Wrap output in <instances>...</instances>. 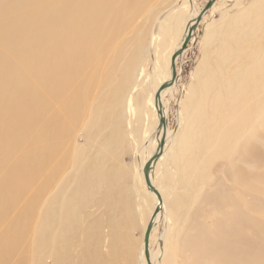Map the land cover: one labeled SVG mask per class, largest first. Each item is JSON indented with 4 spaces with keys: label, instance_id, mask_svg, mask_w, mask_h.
Here are the masks:
<instances>
[{
    "label": "bare ground",
    "instance_id": "1",
    "mask_svg": "<svg viewBox=\"0 0 264 264\" xmlns=\"http://www.w3.org/2000/svg\"><path fill=\"white\" fill-rule=\"evenodd\" d=\"M149 1L0 0V217L39 172L46 194L37 220L23 216L26 222L11 223L13 237L5 239L14 249L25 228L27 264H117L123 239L128 243L124 257L129 253L136 262L139 245H131L130 233L135 222L131 199L137 196L151 199L144 236L152 219L150 238L163 214L171 219L157 249L140 243L139 264H264V0H253L207 34L204 57L181 102L179 140L169 126L165 101L180 81L179 71L159 103L156 93L171 79L172 55L200 12H192L190 19L181 9L158 20L157 31H152L156 41L150 44L159 58L151 77L156 88L151 101L146 93L136 97L132 127L142 142L145 134L150 138L148 151L139 170L123 164L121 170L110 164L119 159V149L132 132L124 128L131 122L128 97L145 60L127 56L133 47L123 44L119 59L117 53L124 25ZM196 31L191 44L197 41ZM242 50L250 52L247 67L234 63ZM126 58V76L116 83L111 70ZM99 89L109 90L110 98L104 100L107 94ZM96 90L101 98L93 101ZM98 125L107 129L106 135L81 147L76 132ZM150 130L156 133L153 139ZM12 156L8 177L10 166L3 163ZM218 160L224 165L214 176L210 167ZM147 162L152 165L151 185L144 173ZM69 168L73 173L64 179L68 182L60 179L68 185L60 182L52 188ZM127 171L140 176L141 187L125 183ZM87 207H95L91 223L83 220ZM106 239L113 251L100 252Z\"/></svg>",
    "mask_w": 264,
    "mask_h": 264
},
{
    "label": "rangeland",
    "instance_id": "2",
    "mask_svg": "<svg viewBox=\"0 0 264 264\" xmlns=\"http://www.w3.org/2000/svg\"><path fill=\"white\" fill-rule=\"evenodd\" d=\"M152 1H154L153 6L148 7L149 6L148 4ZM184 1H186V0H150L149 2L144 4L145 6L142 9L136 11L128 19V21L124 25V29H123L124 33L122 31L121 35L122 34L123 35L122 36L120 35L121 44H119V52L117 53L118 59H119V57L122 56V53H121L122 47L125 48L126 46H130V49H132V47H133V49H132L133 51L131 50L132 54L128 53L127 56H129V54H130V56L132 57V55L134 54V57H135V58L133 57L134 59H136L138 57L139 59L145 60L142 63V65L139 67L137 78L131 84V89H130V93H129V97H128L129 98L128 99V106H127V113H128L129 121H131V122H129V124L127 125L128 127L127 126L124 127L125 129L128 128L127 129L128 131L129 130L132 131V129L135 127V124H136L134 122L135 121L134 119H135L136 97L141 95V94L144 95L146 93L148 95L147 100L151 101L153 92L156 88L154 85L155 82L152 80L151 77H152V74L158 68L156 62H157V60L159 61V58H157V54L155 53L154 46H152L150 44L152 43L153 40L156 41V39H155L156 36L152 35V31H154V32L157 31L158 20L159 19L162 20L164 15L170 13L171 11H177V10H181V9H185L186 10L185 14L189 15V17H190V14L192 15V12H194V11L201 12V10L206 6V4L208 3L209 0H188L187 4H183ZM252 2H253V0H216L214 5L212 6L211 10L207 14H205V16L203 17L204 19H202V21L198 25V28L196 31L197 32V41L193 44H191L192 43L191 42L188 45L187 50L184 53L183 57H181L179 59L181 61L178 60L177 73L179 71V74L181 76L180 81L177 84V86L175 87V89L173 90V92L168 93L166 95V98H165L167 106L169 107L168 123H169V126L171 129L176 130V138L178 140L180 138V135H179V129H177V128L179 126V114H180L181 105H182L181 102L184 100L183 98L187 94L191 78H192L197 66L200 63V60L203 59V57H204V54H205L204 50L206 49V45H208V42L206 41L207 34L213 28L219 26L224 21H226L227 17L232 18L234 16H237V14H239L240 12L244 11V9L249 7ZM191 18H192V16L190 17V19ZM137 43H138V45H137ZM240 44H241L240 46H243V43H240ZM120 45H122V47ZM134 47H137V49L134 50ZM244 48H246V41H244L243 49ZM249 53L250 52L247 50H242L241 56L238 57L237 60L234 61V63L240 61V65L245 64L247 67V63H249L251 60L250 55L248 56ZM247 57H248V59H247ZM134 59H132L133 61H131L130 67L133 64ZM125 61H123L122 63L121 62L118 63V61H117L116 63H118L119 68H116V69L114 68L113 70H111V71L115 72V73L114 72L113 73H114V79H115L116 83L120 82V84H121L123 82L121 80H124V78L126 76L125 75L126 74L125 69L127 67L126 64L128 62L127 58L125 59ZM123 64H125V65H123ZM124 72H125V74H124ZM108 88L109 87H107L106 89H108ZM99 90L102 91V92H100L101 94L102 93L107 94V95L102 94L103 95L102 97L103 98L105 97L104 100H106L107 98H110L109 96H111V94H109L110 93V92H108L109 90H107V92H103V90H101V89H99ZM99 90H96L98 92H95V99L93 101H97L99 98H101V94L99 93ZM209 99H211V98H209ZM223 99L224 98H222L221 100H223ZM211 101H212V99H211ZM224 101H225V99H224ZM144 121H143V124H145V126H147V124H149L147 127L150 128L152 125L151 124L152 116H150L149 119L147 118V121H145L147 124ZM132 125H134V126H132ZM147 127H146V129H147ZM29 129H28V133L31 134V132H33V129L31 128V126L29 127ZM34 129H35V127H34ZM102 129H103V127L101 128L100 125H98L95 128H89L87 126L85 131H78L79 128H77V131H78V132H76L77 142L81 145V147H88L91 142H93L92 144H94L96 142L95 140H98V138L102 139V137L106 135L107 129L106 130L105 129L102 130ZM118 130H120V129L118 128ZM99 131H101L100 132L101 134L99 133ZM129 133L130 134H128V137L126 138V140L122 144L123 146L119 149V152H118V154L120 153L119 159L118 158L115 159L117 161H113L110 165L115 166V167L119 165L121 170H123L122 164L125 165V168H127V169L133 168L135 166L136 170H139L138 168L143 167V165L145 163L143 161V155L144 154L147 155L146 153L148 150L146 149V146L149 144L150 138L149 137L147 138V135L145 134V136H144L145 141L142 142L140 137L138 138L136 135L134 136L133 131L129 132ZM150 135L152 136L151 139H153V137H156L155 132L152 133V131H151ZM99 136H101V137H99ZM138 140H139V142H138ZM143 144H145V145H143ZM144 148H145V150H144ZM174 148L176 150V148H177L176 143H175ZM89 152L91 153V149L89 150ZM143 152H145V153H143ZM7 161H8V159H6V161H4V163H3L4 168H5V164L7 167V166L12 165L13 162L15 163V157L12 156V159H10V161H8V162ZM10 163H12V164H10ZM215 163H217V162H215ZM215 163L210 168L212 169L214 167L212 170V175L218 176L220 174V171H218V170H221V167H223L224 164L221 163L220 160H218V163L216 164V166H214ZM111 166H110V168H111ZM216 167H217V169H216ZM10 168H11V166L8 168V170H6L7 173H8ZM108 168H109V164H108ZM72 173H73L72 168H69V170H65L64 174L61 172V174H59L57 177L58 180L56 178L55 179L56 181L54 180L55 182L53 183V185L51 187L57 188L61 183L62 184L60 186H66L67 183H65V185H64V182H68V180L72 176ZM1 175H0V183H1V179H3V175L2 176ZM8 177H10L9 173H8ZM67 178H68L67 181L64 180ZM60 179L61 180L63 179L64 182H61ZM34 181H35V183H34ZM43 181H44L43 176L39 172V174H37L36 177H34L32 180H30L28 182V185L25 187L26 189L24 190V192L21 193L19 198H17L13 202L15 205L11 204V202H9L7 208L4 209L5 210V212L3 213L4 217L3 216L0 217V219H1L0 220V228H1L0 229V239H1L0 240V264H27V261H25L26 257H27V243H26L27 236H25V234H24L25 228L22 231L23 236L20 238L21 242H20V240L18 241L19 244H16V246L14 247L15 250L14 249L11 250L10 246L6 245L7 241H8L7 238L9 239V238L13 237V235H12L13 232L11 230V223L15 224L16 222H20L22 220L26 222V220H24V217L27 218L28 216H29V221L31 220L30 219L31 216H32V220H37L36 216H37V214L39 215L40 208L42 207V204H43L45 197H46V194H44V192H42L43 191ZM177 181L178 180L175 179L172 186H175L174 184ZM58 183H59V185H56ZM125 183L127 185H131L132 183H137L139 187L142 186L140 176L137 175V173L135 172V176L133 177V172H131V171H127V179H126ZM121 185H122V183H121ZM126 189H127V187H126ZM126 189H124V190H126ZM149 200H151V199L150 198L146 199L143 196H137V198L133 197L131 199V204L133 207V210H132L133 213H131V214H132L133 220L135 222H134V225L132 226V229H131V233H130L131 239L130 240H131V245H133V247L136 248L137 245H139V247L137 248L138 251L135 252L136 262H134V261L132 262L129 253H128V255L126 254V256H128V264H130V263L131 264H139V261H140L138 258V255L140 257V252H139L140 246H141L140 243H142V241L144 240V232H145L144 230L146 229V224L148 223L149 217L151 218V214H152L151 205H150L151 203ZM37 207H39V208H37ZM93 211H95V207H93V208L87 207V209H85V212L83 215V220L85 221V223L88 220L89 221L87 223H91L95 220V215H94V217L92 215L90 217V214H91V212L93 213ZM106 212H107V209L105 207H103V210H102L103 216L106 214ZM88 213H89V215L87 216L86 214H88ZM164 213H165V211H164ZM211 213H212V215L214 214V212H211ZM96 214H98V213H96ZM19 215H21L20 218H18ZM88 217H89V219H88ZM17 218H18V220H17ZM13 219L14 220L16 219L17 221H13ZM170 222H171V219L169 218V216L165 217L163 214L160 222L158 223L160 225L157 226V229L155 230L153 236H151V238H150L149 245L152 248L157 249L158 244L161 243V241H162V243L164 242L163 241L164 238L162 237V234L163 235L166 234L165 230L168 228V225ZM39 226H36V227H39ZM101 230L103 232V235L106 236L108 234V228H106V226H104ZM20 231H21V229H20ZM8 232L9 233L12 232V233H10L11 235H9ZM7 233L10 237L6 236ZM3 235H5L6 237ZM3 237H5V238H3ZM3 239H4V241H3ZM5 239L7 240L6 244H5ZM106 240H107V241H105L106 243L103 242V247L99 248V251L101 249L103 250V252H105L106 250H109V249L111 251H113V247L112 248L107 247L109 240L108 239H106ZM9 241H10V239H9ZM22 242H23V244H22ZM3 246H5V247H3ZM118 247H119L118 251H119V258L120 259L117 257L116 262L118 261L117 264H126V262H125L126 256L124 257V253H126V251H128V243L126 242V239H123L119 243ZM121 252H123V253H121ZM49 260H48V263H50ZM159 260L160 259H158L157 261H159ZM102 264H109V260H107L105 263H102ZM147 264H150V263L148 262Z\"/></svg>",
    "mask_w": 264,
    "mask_h": 264
},
{
    "label": "water",
    "instance_id": "3",
    "mask_svg": "<svg viewBox=\"0 0 264 264\" xmlns=\"http://www.w3.org/2000/svg\"><path fill=\"white\" fill-rule=\"evenodd\" d=\"M216 2V0H209L208 3L206 4V6L201 10L200 14L198 15L197 17V20H196V23L194 25H192L190 28H189V31L182 43V46L180 49H178L173 55H172V58H171V64H172V69H173V73H172V77L169 81L165 82L163 85L160 86L158 92L156 93V99H157V102L159 103V98H160V94L161 92L167 88L168 86L172 85L176 78H177V58L179 57V55L185 50L187 49L188 45L191 43L192 41V34L194 32V30H196L198 28V25L199 23L202 21V17L204 14L208 13L209 10L212 8V6L214 5V3ZM162 124L165 123V121H161ZM164 144V141L160 143L158 149H159V152L160 150H162V147H163V144ZM151 163L147 162L145 167H144V173H145V178L147 180V182L149 183V185H151V180H150V172H151ZM153 219L151 220V222L149 223L148 225V228H147V231H146V234L144 236V241H145V249L148 250V244H149V238H150V234H151V231H152V227H153ZM147 253V252H146ZM147 256L149 257V255L147 254Z\"/></svg>",
    "mask_w": 264,
    "mask_h": 264
}]
</instances>
